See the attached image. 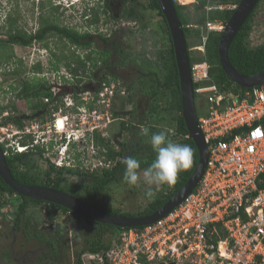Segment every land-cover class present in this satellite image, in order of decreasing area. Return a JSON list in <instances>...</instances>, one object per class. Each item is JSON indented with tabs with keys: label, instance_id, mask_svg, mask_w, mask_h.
I'll return each mask as SVG.
<instances>
[{
	"label": "trees",
	"instance_id": "1",
	"mask_svg": "<svg viewBox=\"0 0 264 264\" xmlns=\"http://www.w3.org/2000/svg\"><path fill=\"white\" fill-rule=\"evenodd\" d=\"M43 1L45 0L40 1V3H43ZM97 1L99 7L95 5L97 3L91 4L88 11L85 12L86 14H84L87 16V22L90 21V24H93L102 20L101 12L96 9L100 8L101 3H103V7L101 8L105 9L106 13H109L112 18L117 20L113 14L115 0ZM240 1L241 0H221L220 3L236 5ZM261 1L262 0H260V2ZM260 2L233 39L228 51L232 64L239 71L247 75H253L264 69V43L254 45L251 42V31L255 26L254 17ZM215 3V0H196L194 9L190 10L187 9L189 7L188 4L176 2V7L180 20L184 25V32L189 50H191V46L204 45L203 57H195L190 52L191 64L198 60L207 61L210 64L211 80L206 81V83L215 82L218 87L225 92H238L240 89L244 90V88L227 75L220 62L219 44L222 32L215 30L208 31L206 28L208 21H222L227 23L235 8H207ZM120 4V14H122L126 20H145L148 10L156 12L158 16L163 19V24L161 25V38L163 44L166 46L153 51L149 56L143 52V57L137 62L139 72L135 78L140 82L138 87L133 85L132 82H125L121 77L109 70L112 65L110 56L120 50L119 43L112 40V37L101 35L104 45L108 44L111 47H104L102 50H97L94 46L95 41L91 38L92 33L89 31H81L75 26L71 27L60 24L54 19L44 17L42 13L40 14L38 26L33 32L19 26V17L14 14H9L7 16L4 27L6 28L8 37L0 38V62L5 63V65L11 62L13 46L15 44L27 46L34 39L45 42L49 41V39L52 38L51 36H59L62 40L66 41V45L67 42L71 45L70 49H72V53L67 52L66 54V51H63L59 54V52L54 51L56 64L53 66L57 67L58 64L64 62L65 66L63 67H66L75 77L79 76L81 82L83 80V73H88V63H91L89 78H93V76H97L101 73L104 74L103 79L106 81H120L122 87L126 88L129 95L127 99H124V105L130 102L134 106L129 112L124 110V114L127 115L128 113L131 116V120H128V122L124 120L123 122L124 151H116V146L113 143L110 144L103 139L104 142L102 144L109 149L108 155L111 159H116L122 154H124V158L132 156L140 161L141 167L139 171L145 169L152 163L156 156L150 143L151 135L161 130L167 131L169 138L173 142L187 144L192 148L193 155L191 166L185 170L179 171L175 182L172 185H164V189L158 192L155 198L150 201L148 207L139 213L124 212L122 209L107 206L99 201V198L107 192L111 183L117 182L123 178L124 165L121 163V160L113 169H105L102 176L100 175L101 173L97 172L96 175L99 176L98 178H100V180H95L93 184H88L89 180L85 179L90 176V174L82 173L81 170L78 171L76 169H71L69 171V174H78L82 184H80L77 191L68 190V192L108 213L143 216L155 212L184 186L195 171L200 154L197 145L190 137L189 130L183 117L180 75L175 48L168 22L158 0H121ZM59 5L60 4H55L52 6L58 9L60 7ZM204 36L207 37L206 41H204ZM165 38H167V41ZM194 39L199 40V44H192ZM45 46L49 47L48 42L45 43ZM80 49L85 50V52H87L86 55H82L78 52ZM122 52L124 51H120V56ZM126 55L127 53L124 52V61L122 59L119 64L126 65L134 60V57H132L130 61L126 60ZM19 61L22 65L23 60L19 59ZM105 65H107V69L99 70L100 67ZM7 69L11 73H18L19 71V68L15 69L8 67L6 70ZM34 69L35 71L43 70L41 63L39 62ZM44 85L45 84H39V89L43 91ZM130 89L134 90L131 92ZM43 92L47 96L52 95L51 91ZM137 96L139 99L145 97L148 102V105L145 106L143 111H139L138 109L139 100L137 101ZM20 98H23V96H20ZM197 102L196 99V103ZM200 102L205 110L206 102L204 100ZM39 106V104H35L36 108ZM23 120L24 117L19 114L7 116L6 121L1 122L0 126L6 125L9 122H14L19 128L24 129L25 124ZM143 128L148 129L147 134H142L141 130ZM14 137L15 136H13V138ZM13 138L2 144L3 150L9 148V146L5 147V145L12 144V141H14ZM119 141L120 139H118V142ZM21 144H28L26 136H23V139L21 138ZM7 161L11 167L12 174L19 182L23 184H33L35 180L40 178L39 174H37L39 175L37 176L32 173L33 168L36 166V162L28 157L25 152H19L14 156L7 157ZM19 161L29 166V171L21 170L18 164ZM37 165L39 164L37 163ZM54 166L50 168L47 177L55 176L51 181L54 182L55 188H60L62 182L67 181L66 177L69 176V174L63 170L54 171L56 170ZM69 185H73V183H69ZM15 194H18V198L16 201H13ZM43 205L48 206L54 213L69 214L68 216H71V221L73 222L72 228L75 231V244L77 246V253L73 264H83L82 254L85 252L104 254L112 247L114 240H118L120 232L128 228L88 219L62 205L23 196L10 187L0 175V214L5 219L6 216H10L11 219H13L15 230L21 231V235H25L28 239H34L43 243L44 247L49 250L47 252L45 251L43 253L44 256H41V258L52 257L50 258L51 264H62L65 260L69 261L67 264H72L70 259L71 256L69 255L71 251V240L69 239V229L67 226H50L48 227V231H45L44 228L40 226L43 222V218L39 217L38 211H40V206ZM80 238L81 243H78V239Z\"/></svg>",
	"mask_w": 264,
	"mask_h": 264
},
{
	"label": "built area",
	"instance_id": "2",
	"mask_svg": "<svg viewBox=\"0 0 264 264\" xmlns=\"http://www.w3.org/2000/svg\"><path fill=\"white\" fill-rule=\"evenodd\" d=\"M225 27L222 21H208L206 28L221 32ZM199 48L204 51V45ZM191 69L195 99L206 102L203 114L198 113L209 146L200 182L163 217L122 230L104 254H82L83 264H264V82L225 92L215 82L206 83L211 80L207 61H195ZM51 72L59 85L73 82L74 75L66 67ZM80 95L85 104L97 100L101 108L91 113L83 107L81 114H57L49 131L57 135L67 131L69 138L76 132L78 151L83 152L87 145L96 154L94 133L107 130L113 118V98L127 97L128 92L120 81L103 79L99 89ZM72 98L69 93L66 103L73 105ZM5 129L0 126L1 131ZM26 130L17 128L15 133L25 135ZM10 135L0 133V143L11 140ZM39 141L37 136L34 143ZM29 147L18 143L16 152ZM52 161L64 165L62 157ZM89 166L88 162L85 167Z\"/></svg>",
	"mask_w": 264,
	"mask_h": 264
},
{
	"label": "rangeland",
	"instance_id": "3",
	"mask_svg": "<svg viewBox=\"0 0 264 264\" xmlns=\"http://www.w3.org/2000/svg\"><path fill=\"white\" fill-rule=\"evenodd\" d=\"M42 0H0V38H7L8 35L6 33V28L4 27L6 18L9 14H14L19 17V26L28 29L33 32L36 30L39 20L40 14L42 13L44 17H48L50 19H54L60 24L67 26H75L81 31H89L92 33V40L95 41V47L97 50H102L104 47H111L110 45H104L101 35H107V37H112V40L119 43L120 50L116 53H113L110 56V61L112 64V71H119L121 74H127V78H125L126 82H131L133 80V85L139 86L140 82L136 80L139 72V67L137 66V62L143 57V52H145L148 56L157 49L166 46L162 42V32L161 25L163 24L162 17L158 16V14L152 10L147 11V16L145 20H139L137 23L134 21L126 20L120 14L121 7L120 1L115 0L113 14L117 20L112 18L109 13L105 12V9H102L103 3L100 4V8L98 9L101 12L102 20L97 23L90 24V21L87 22V16L85 12L88 11L91 4H95L97 0H86L83 3H76L74 6H70L68 0H45L43 3H40ZM103 1V0H102ZM147 1V0H144ZM196 0H181L182 4H188L189 7L187 9H194V2ZM215 4H219L221 0H215ZM43 4V5H42ZM60 4L58 9H55L52 5ZM98 6V3L95 4ZM237 5V4H236ZM236 5H231L230 7L234 8ZM16 6V7H15ZM96 6V7H97ZM99 7V6H98ZM106 19V20H105ZM255 26L251 31V42L252 44H260L264 43V0L260 2V5L255 13ZM106 21V22H105ZM125 27V28H124ZM124 28V29H121ZM49 39V48L43 46L38 42L31 44L30 46H21L19 44H15L13 46V56L11 62L5 65V63L0 62V123L6 121L7 116L18 114L19 112H24L26 108V102L24 99L20 98L18 100H14V96L11 93L13 90V85L22 83L27 79H31L33 77V67L35 64L40 61L41 65L45 68L42 75H37L38 78H45L49 83H53V76L51 69L52 65L55 63V58L52 55V50L56 49V52L61 54L63 51L72 53L71 45L61 38L57 39V36H51ZM167 41V38H165ZM192 44H199V40L194 39ZM197 48V49H196ZM190 52L195 57H203L204 51H201L202 48L196 46H191ZM124 51L127 53L125 59L130 61L132 57L134 60L126 65L119 64L123 59L124 61V52H122L120 56V51ZM82 55H86L87 52L85 50H78ZM136 58V59H135ZM19 59L23 60V64L21 65ZM88 73L82 75L83 79L89 78L90 66L91 63H88ZM61 66H65L64 62L60 64ZM15 68L18 69V73H11L6 68ZM105 67V66H104ZM103 67V68H104ZM101 69V67H100ZM97 70V69H95ZM98 72V71H97ZM96 72V73H97ZM58 76V75H57ZM98 75L93 76L94 81L97 80ZM109 77V76H108ZM118 81V80H116ZM134 90V89H133ZM130 89V91H133ZM130 92V94H131ZM93 94V93H92ZM129 95H127L128 97ZM126 95H124V99H127ZM140 97V96H139ZM197 99V98H196ZM139 100V101H138ZM121 100L119 103L115 104L114 111L116 113L121 114ZM138 106L139 111H143L145 106L148 105L146 98L143 97L141 99L138 98ZM11 102H15V108H13ZM124 104V102H123ZM201 105V106H200ZM133 104L127 102L124 105V110L129 112L133 108ZM197 112L199 114H203L204 108L200 101L196 103ZM124 113V112H123ZM63 115V114H60ZM124 120L128 122L131 120V116L127 113L124 114ZM120 121L113 122L109 128V131L113 133V139L117 137L114 133L117 130H120ZM25 124V123H24ZM165 125V124H164ZM5 126L7 129L5 131H1V134H11L9 138L15 135V130L17 129L16 124L14 122H9ZM20 129V128H19ZM54 132V131H53ZM52 131L47 133V135L52 136ZM21 136H25L23 133ZM120 139L122 135L119 134ZM39 137V136H38ZM22 137L17 139L16 145L19 143ZM118 138V137H117ZM23 139V138H22ZM7 142V141H6ZM118 142V141H117ZM117 146V145H116ZM66 143H64L59 150V154L61 151H65ZM70 148V146H69ZM91 147L88 146L84 150L83 160L84 166H88V156L90 154ZM72 153L74 150H71ZM68 153V151H67ZM82 154V153H81ZM52 156V153H51ZM61 157V155H59ZM58 160V159H57ZM86 164V165H85ZM143 170H141L142 173ZM145 188L146 186L143 184H139L136 186L129 185L123 181V178L117 182L111 183L108 187L107 192L99 198V201L102 204H106L107 206H111L113 208L122 209L124 212L130 213H139L144 211L150 201L145 197ZM164 189V186L160 188L158 192ZM156 193V195L158 194ZM18 198L17 195L13 197V201H16ZM37 210L36 208H33ZM39 217L43 218V222L41 223V227L46 228L45 231H48V227L52 226H67L69 229V239L71 240V251L69 255L71 256V263L75 261V256L77 253V246L75 244V231L72 228V218L68 216L69 214H59L54 213L48 206L43 205L39 208ZM9 221V222H7ZM0 223L7 224V229L11 230V226L14 225L13 219L10 216H6V219L0 214ZM5 226V225H4ZM18 235L22 234V232L17 231ZM20 237V236H19ZM79 237V236H78ZM10 240L13 236L9 237ZM24 237L19 238L22 240ZM81 243V240L78 239V243ZM115 242V240H114ZM18 246V245H17ZM31 246L36 249V257L44 256V252L48 251V248L44 247L41 242L36 240L31 241ZM52 257H48L50 260ZM69 261L65 260L62 264H67Z\"/></svg>",
	"mask_w": 264,
	"mask_h": 264
},
{
	"label": "flooded vegetation",
	"instance_id": "4",
	"mask_svg": "<svg viewBox=\"0 0 264 264\" xmlns=\"http://www.w3.org/2000/svg\"><path fill=\"white\" fill-rule=\"evenodd\" d=\"M138 21H134V23H137ZM60 37L57 36V39ZM35 42H38L40 44H43L45 46V43L49 41H39L37 39H34L30 44L27 46H30L31 44H34ZM49 48V47H46ZM50 49V48H49ZM54 49L51 53L54 56ZM55 58V56H54ZM40 61H38L39 63ZM37 63V64H38ZM56 63V60H55ZM35 64L34 67L37 65ZM54 65V64H53ZM52 65V70L58 72L61 67L60 64L57 65V67ZM34 67L32 68L33 71V77L31 79H27L25 81H22V83L14 84L13 85V98L16 102V100L20 99V96H23L22 99L26 102V108L24 109V112H19L18 114L24 117L23 122L25 123L24 128H27L25 136L28 139V144L30 147L25 151V154L33 159L35 161L36 166L33 168L32 173L39 174L40 178L35 180L33 184L29 185H38V186H44V187H54V182L51 181V179H54L55 176L47 177V174L50 170V168L55 165L52 159H58L60 158L58 152L61 149L62 145L65 141H58L62 138V135L59 134L55 136L57 139L54 138V143H34L35 138L37 136L41 137V139L49 138L47 137V133H49V128L51 127V122L53 121L54 117L57 114H81V108L85 107L86 110H88L90 113L95 108H101V105L96 101L90 104H85V101L81 98V93L86 92L88 90H97L102 85V80L104 74H98V79L94 81V78H88L83 79L81 82L79 80V76H74L73 82L66 81L67 83L59 85L55 82L52 84L48 82L45 78H38L37 75H42L44 71V67L42 66L41 71H35ZM101 67V70L107 69V65ZM100 70V68H99ZM109 70L112 71V65L109 68ZM120 71V70H119ZM119 71H112L119 77H121L125 82V78H127V74H121ZM96 78V76H95ZM133 82V80H130ZM130 83V82H129ZM39 84H45L43 87V91H51L52 95L47 96L44 94L42 90L39 89ZM27 87V89H26ZM39 89V90H38ZM69 93H72L73 98L72 102L73 105H69L66 103L67 95ZM121 100V114H117L116 111H114L115 104L119 103L118 101ZM15 102H11L13 108H15ZM124 96H115L113 98V118L110 123L107 124V130L99 129L94 133L93 137V145L95 146V149L97 150L96 154H89L88 161L90 163L89 167L84 166V160H83V154L86 152L85 150L83 152L78 151L79 145L74 144L71 145V149L68 154V158L73 161H69V164L71 163V166H67L65 161L67 160V157L64 160L63 166H54L56 170L59 171L63 170L64 172H67L69 174V171L71 169L81 170L82 173L90 174V176L86 177V180H89L88 184H93L95 180H100L98 178L99 176L96 175L97 172L101 173L100 175H103V171L105 169H113L122 158H124V154L118 156L116 159H111L108 155V148L103 145L102 143L105 141L109 142L110 144H114L116 146V151H124ZM35 104H39L40 106L38 108L35 107ZM16 115V114H15ZM120 121V130H117L115 137L113 139V133L109 131V128L113 122ZM16 127L19 129V127L16 125ZM75 128V125H74ZM21 129V128H20ZM122 135V138L120 139V135ZM15 137L13 138L14 141H12V144L9 145V148L4 150L6 153V157L14 156L15 154L19 153L16 152V141L19 137H22L20 134L15 133ZM104 139V140H103ZM118 139H120L119 142ZM21 143V140L18 141ZM3 143H1V146ZM89 144H91L89 142ZM88 144V145H89ZM7 145H5L6 147ZM85 147H88L87 145ZM62 150V149H61ZM71 150H74L72 153ZM52 153V156H51ZM61 153V152H60ZM82 153V154H81ZM98 161L100 163H98ZM37 163L39 165H37ZM19 168L21 170H28L29 166H26L25 164L18 162ZM11 168V167H10ZM29 171V170H28ZM37 175V176H39ZM69 175H72L71 173ZM78 175V174H73ZM79 176V175H78ZM45 177V178H44ZM80 177V176H79ZM53 184V186H52ZM80 184H82L81 178L79 179V182L73 183V185H69L68 181L62 182V185L60 189L65 192H68V190L77 191V189L80 187ZM70 193V192H68ZM72 194V193H70ZM18 196V194H15ZM74 195V194H73ZM76 196V195H75ZM78 197V196H77ZM4 225L7 224L0 223V264H51L50 260L48 258H41L36 257V249H34L31 246V241L33 239H28L27 236L22 235L24 237L22 240H19L21 237V234L18 235L17 231L15 230V227L12 225L11 230L4 228ZM8 226V225H7ZM44 228V227H43ZM46 229V228H44ZM10 236H13V238L10 240ZM20 236V237H19ZM81 240V238H80ZM18 245V246H17ZM43 245V243H42ZM71 259V258H70Z\"/></svg>",
	"mask_w": 264,
	"mask_h": 264
},
{
	"label": "water",
	"instance_id": "5",
	"mask_svg": "<svg viewBox=\"0 0 264 264\" xmlns=\"http://www.w3.org/2000/svg\"><path fill=\"white\" fill-rule=\"evenodd\" d=\"M158 2L168 22L175 48L180 75L183 117L189 130L190 137L197 145L200 154L199 162L192 176L165 204L149 215L130 216L122 213H108L88 203L84 199L63 190L19 182L12 174L6 154L0 143V175L16 192L23 196L62 205L88 219L126 228L145 225L163 217L178 206L198 185L207 165L209 146L205 141V136L200 127L198 118L190 50L184 32V25L177 11L176 2L174 0H158ZM259 2L260 0H241L236 5L231 18L222 31L219 44L220 62L223 69L227 75L243 88H250L262 84L264 82V69L253 75L244 74L232 64L228 51L233 39Z\"/></svg>",
	"mask_w": 264,
	"mask_h": 264
},
{
	"label": "clouds",
	"instance_id": "6",
	"mask_svg": "<svg viewBox=\"0 0 264 264\" xmlns=\"http://www.w3.org/2000/svg\"><path fill=\"white\" fill-rule=\"evenodd\" d=\"M84 1L86 0H68L70 6H74L76 3H83ZM141 132L142 134H147L148 129L143 128ZM75 133L76 132H73L71 134L72 137L69 138L67 137V131H65L63 134H61L62 138L56 140V142L63 140L65 141L64 143H66V150L64 151L63 155H61L63 160H65L67 157L65 163L71 161L68 158L71 145H79V138L74 137ZM55 136H57V134H52V136L48 135L47 137L49 138L46 140H42L41 137H39V143H54V138L57 139ZM150 143L153 151L156 153V156L152 163L143 169L142 173L139 171L141 165L138 159L128 156L126 158H122L121 160V163L124 165L123 181L133 186L139 184L145 185L146 188L144 194L149 200L155 198L156 193L162 186L172 185L175 182L179 171L185 170L191 166L193 155V150L189 145L173 142L169 138L168 132L165 130L152 133ZM55 166L57 165L55 164ZM66 179L70 184H72L79 182L80 177L78 175H69L66 177Z\"/></svg>",
	"mask_w": 264,
	"mask_h": 264
},
{
	"label": "crops",
	"instance_id": "7",
	"mask_svg": "<svg viewBox=\"0 0 264 264\" xmlns=\"http://www.w3.org/2000/svg\"><path fill=\"white\" fill-rule=\"evenodd\" d=\"M196 2V1H195ZM194 2V3H195ZM212 4V3H211ZM231 5H235V4H229V3H219V4H214V5H210L208 6L207 8L209 9V7H212V8H221V9H224V8H232L230 7ZM202 46V45H201ZM201 46H198V47H201ZM7 226V225H6ZM6 226H4V228H6Z\"/></svg>",
	"mask_w": 264,
	"mask_h": 264
},
{
	"label": "bare ground",
	"instance_id": "8",
	"mask_svg": "<svg viewBox=\"0 0 264 264\" xmlns=\"http://www.w3.org/2000/svg\"><path fill=\"white\" fill-rule=\"evenodd\" d=\"M62 128H64V126H63V125H61L60 129H62Z\"/></svg>",
	"mask_w": 264,
	"mask_h": 264
}]
</instances>
